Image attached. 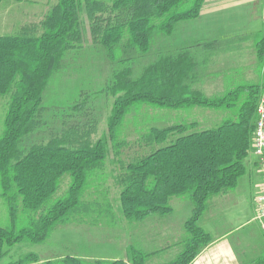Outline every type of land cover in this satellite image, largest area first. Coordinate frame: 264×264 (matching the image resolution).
I'll use <instances>...</instances> for the list:
<instances>
[{
    "label": "trees",
    "instance_id": "16d2710c",
    "mask_svg": "<svg viewBox=\"0 0 264 264\" xmlns=\"http://www.w3.org/2000/svg\"><path fill=\"white\" fill-rule=\"evenodd\" d=\"M203 2L58 0L38 24L0 36V98H6L0 135V199L9 216V225L0 227V262L15 245L44 243L60 225L82 224L91 215L93 220L102 213L109 215L98 202V210L92 211L85 200L89 181L102 170L107 157L114 159L134 145L159 148L131 159L115 177L120 190L116 200L119 215L136 223L169 214L174 198L188 199L187 238L176 259L167 264H191L208 245L209 235L199 223L213 199L234 190L244 174L260 91L241 87L208 98L192 88L196 64L179 51L161 57L135 80L129 79L128 69L114 77L109 88L114 102L102 137L92 139L88 128L73 124L45 142H24L39 129L48 81L63 55L83 43L84 25L91 41L105 48L111 60L118 57L117 51L119 55L145 54L153 33L168 36L178 23L198 18ZM137 104L235 112L233 119L210 129L198 131L195 123L151 128L138 143L118 141L119 128ZM21 215L25 217L23 227L18 225ZM146 257L129 247L122 260L64 257L42 264H145ZM37 261L35 254H28L8 264ZM245 264H264V251Z\"/></svg>",
    "mask_w": 264,
    "mask_h": 264
},
{
    "label": "rangeland",
    "instance_id": "374dc122",
    "mask_svg": "<svg viewBox=\"0 0 264 264\" xmlns=\"http://www.w3.org/2000/svg\"><path fill=\"white\" fill-rule=\"evenodd\" d=\"M102 1L107 2L109 0ZM242 1L244 0L239 1L238 7L234 5V10H226L220 13L219 11H208L211 3H209V0H205L198 18L178 23L174 31L168 36L153 33L150 49L147 53L131 52L126 55H119V51H117L118 57L113 60L107 57L105 48L91 41L88 28L84 25L83 43L63 55L59 69L52 74L48 81L42 96L39 129L32 136L27 137L24 142L26 143L28 140H30L28 143L45 142L50 137L62 132L64 127L73 124L88 128V132L93 135L92 139L102 137L114 102L109 91L114 77L128 69L130 72L129 79L135 80L145 69L152 66L161 57L174 55L179 51L193 58L194 62L198 63V72L204 74V77L199 76L200 86L198 87L200 90L198 91L212 98L225 95L230 88L221 92L206 88L213 81L210 72H212L214 53L213 50L206 48L204 45H206V42L211 41L212 37L219 35L232 36L242 33L245 27L249 25V22L253 23L255 29L261 31V35L264 36L261 13L255 14L253 12L252 20L246 21L241 15L245 9L248 10L249 6H242ZM57 2L58 0H23L21 4L12 0L1 2L0 36L13 34L21 26L38 24L43 15ZM237 11L240 13H237ZM79 103L83 105L77 110H71L74 105ZM5 105L6 98H0V135L3 130ZM234 112L225 110L214 111L200 107L170 110L137 104L125 117L123 124L118 130L117 140L138 143L139 138L151 128L162 129L190 123H195L198 131L210 129L225 120L233 119ZM157 148H159L158 145L153 148L142 147L140 149L137 145H134L129 149H125L124 153L116 155L114 159L107 157L102 170L96 172V175L90 179L85 193V200L90 203L88 205L92 206V211L98 210L95 205L99 203L98 205L102 207L101 210L110 212L109 215L102 213L94 220L91 219V215L86 217L85 222L82 224L60 225L40 245H15L9 249L8 255L0 264L15 262L28 254L37 256L38 261L31 264H42L48 260L64 257L90 261H94V258L102 259L110 256L116 259H123L125 248L121 246L122 242L120 244H111L112 242L108 241L107 238L122 232H118L122 227L126 228L125 232L127 234H131L134 228H140L138 227L140 225L127 223L117 212L116 200L120 190L116 186L115 177L121 173L122 166L131 161V159L146 155L151 149ZM121 151L123 152V150ZM243 178L246 177L241 176L239 178V184ZM245 188L243 184L238 187V196L242 197L246 193L249 194L247 190L246 193L244 192ZM187 200L185 198H174L171 204L173 207H177L179 204L181 206L182 203L188 202ZM224 211H227V209ZM185 212L179 208H174V215L171 218L167 217L160 220L159 227L156 228L157 231L161 232L159 240L164 239L166 225L169 222H180ZM215 221L220 224L222 229L234 228L233 224L235 221L232 224L230 221H225L223 216L217 215ZM240 221L244 220L238 219L237 224L241 223ZM24 223L25 217L21 215L18 218L19 227H23ZM7 225H9L7 207L4 201L0 199V227H6ZM258 227V223L254 221V223L244 226L243 230L254 228L258 232ZM255 234V238L261 236V233ZM161 243L163 242L158 241V243L147 245L146 247L153 249V251H161L164 247ZM128 245L133 246L136 250L139 249L145 252L144 248L142 249V246H139L140 244L137 242H131ZM181 250V247L162 250L154 257L147 259L145 264L167 263L173 260Z\"/></svg>",
    "mask_w": 264,
    "mask_h": 264
},
{
    "label": "crops",
    "instance_id": "0c3cea01",
    "mask_svg": "<svg viewBox=\"0 0 264 264\" xmlns=\"http://www.w3.org/2000/svg\"><path fill=\"white\" fill-rule=\"evenodd\" d=\"M21 1L23 2V0ZM21 1H19L20 4L22 3ZM239 1L209 0L211 6L208 7V11H219L220 13L226 10L232 11L235 9L234 5L238 7ZM242 2V6L247 5L249 8L244 10L241 17L249 22L252 20L253 12L255 14L261 13V23L263 24L264 0H244ZM237 13L240 12L237 11ZM261 34V31H257L253 23L249 22V25L245 27L242 33L232 36L219 35L212 37L211 41L206 42L204 46L213 50L214 53L212 72H210L213 81L206 88L221 92L227 88L232 91L241 87H252L262 92L264 88V36ZM191 59L194 61L193 58ZM195 64L197 67L195 66L190 82L192 83V88L200 90L198 87L200 86L199 76L204 77V74L198 72V63ZM249 154L244 161L245 171L243 176L246 178L240 180V184L237 182L236 190L232 193L229 192L224 196L214 198L212 206L202 217L199 225L208 233L210 241L191 264H245L264 251V232L260 227H258V232L254 228L243 230V227L247 224L254 223L255 200L262 194L264 180L262 166L258 159L253 155L252 151ZM242 184L246 187L244 192L246 193L247 190L249 194L246 193V195L241 197L238 196V187H241ZM182 205V207L180 204L177 207H173L171 204L172 211L169 214L165 216L152 215L140 222H133L131 224L140 225L138 226L140 228H134L131 234H127L125 232L126 228L122 227L121 230H118V232H122L115 236H109L107 240L111 241V244H120L122 242L121 246L125 248L123 259H125L127 249L129 247L133 248V246L128 245L131 242H137L140 244L139 246H142V249L144 248L145 252L139 249L137 251L146 255V260L154 257L162 250L173 247L182 248L181 243L187 238L184 223L191 216L190 204L186 202L182 203ZM174 208H179L186 212L183 213L184 216H182L180 222H169L166 225L164 239L159 240L161 232L157 231L156 228L159 227L161 219L171 218L174 215ZM226 209L227 211H224ZM217 215L223 216L225 221H230L232 224L235 221L233 224L234 228L222 229L220 224L215 221ZM238 219H243L244 221H240L241 223L237 224ZM255 233H261V236L255 238ZM158 241L163 242L161 244L164 247L161 251H153V249L146 247L147 245L158 243ZM94 260L114 261L122 259L110 256L102 259L94 258Z\"/></svg>",
    "mask_w": 264,
    "mask_h": 264
},
{
    "label": "built area",
    "instance_id": "2783aa9c",
    "mask_svg": "<svg viewBox=\"0 0 264 264\" xmlns=\"http://www.w3.org/2000/svg\"><path fill=\"white\" fill-rule=\"evenodd\" d=\"M251 151L262 166L264 174V88L259 96L256 106V119L254 122ZM254 221L258 223L260 229L264 232V180L262 194L255 200Z\"/></svg>",
    "mask_w": 264,
    "mask_h": 264
}]
</instances>
